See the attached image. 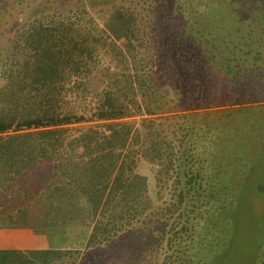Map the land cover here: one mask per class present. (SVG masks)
<instances>
[{"label":"trees","instance_id":"16d2710c","mask_svg":"<svg viewBox=\"0 0 264 264\" xmlns=\"http://www.w3.org/2000/svg\"><path fill=\"white\" fill-rule=\"evenodd\" d=\"M50 10L53 14H46ZM40 13L19 24L8 40V58L20 59L22 76L15 106L25 113L9 120L0 117V134H60L63 127L96 120L105 122L110 136L104 139L107 147L91 160L54 165L45 187H35V181L23 184L15 191L14 216L6 204L0 213L16 225L46 230L55 241L66 242L73 235L76 241L86 239L85 250L95 248L101 261H91L90 250L84 264H111L103 247L127 231L141 238L136 240H141L139 252L127 256L121 251L116 264H142V258L162 251L167 264H264V0H152L146 14L137 6L112 2L98 11L99 21L80 8L64 13L43 5L34 14ZM160 50L171 66L182 65L180 70L174 65L175 73L185 83L181 87L190 107L178 110L189 111L180 114L188 126L182 129L179 152L151 139L143 151L149 149L145 158L173 179L174 200L167 211L175 224L167 230L147 216L145 228L128 230L146 211L149 180L138 172L140 150L132 143L140 139L138 129L133 132L136 122L125 120L167 107L157 79L142 75L155 65ZM205 61L228 79L229 91L243 93L237 102L215 103L211 85L203 82ZM100 77L104 88L92 117L65 110L68 94L86 90ZM5 94L11 101L19 95ZM198 126L202 130L195 137ZM23 170L15 169V174L27 179ZM245 193L262 199L260 211ZM43 200L40 229L29 222V211ZM64 254L68 252L61 249L0 251V264H53Z\"/></svg>","mask_w":264,"mask_h":264},{"label":"rangeland","instance_id":"374dc122","mask_svg":"<svg viewBox=\"0 0 264 264\" xmlns=\"http://www.w3.org/2000/svg\"><path fill=\"white\" fill-rule=\"evenodd\" d=\"M139 1L141 3H139ZM144 1L146 0H0V117L10 119L13 115H15V117L17 116V118L24 116L23 113H25V109L20 106H15L16 103L19 104L18 99L21 90L18 88V84L22 80V76L20 75L17 63L20 59H18L17 56L12 57V60L8 58V51L11 45L8 40H12L14 38L17 26L23 23V21L29 22L34 20L36 17L43 15L41 13L38 15L34 14L41 8V6L45 5L46 9L52 8L57 11L61 10L64 13L66 11H70L71 9H87L89 13L99 21L100 17L98 16V11L106 8L108 5L110 6V3L112 2L137 6L139 10H143L145 14L149 13L151 10L152 0H148L147 3ZM92 5L95 7L92 8ZM46 14L51 15L53 14V11H47ZM153 16L157 19H161V17H158L159 14L157 13H153ZM8 43L9 45L7 46ZM154 44L157 46L159 45V43L157 44V40L154 41ZM160 51H158V55L154 62L155 65H152V68L151 66L146 68L145 73H142V75H144L147 79H150L151 77L157 79L161 88H163V92L166 94L165 101L167 102V107L162 112H157L152 115L140 113V115L125 120L132 123L136 122L134 124L133 132L138 129L137 132L140 135V139L134 140L132 143L135 150H140V153L138 154V172L146 175L149 180L148 195L145 198L147 201L146 211L139 217L140 219L132 222L133 226L130 225L131 227H129L128 230H130V228H145L146 225H143V223L147 216H151L155 221L157 219L160 220L162 226H166L167 230H170V228L175 224V216L172 217L167 211V208H170V205L174 200L172 197L173 179L166 177L156 165H151L147 158H145L144 152L150 154L151 151L149 149L143 151L144 143L149 145V141L151 139L154 142H160V145L169 152H179V140L183 136L182 133L186 132V129L184 131L182 129L185 126H188L187 123H183L185 118L181 119L180 114H188L189 111L178 110V107L181 106H185L187 109L190 107V104L186 102V97L183 95L187 92V90L182 89L181 87L182 85L185 86V83L184 81L179 82L178 75L175 73L176 69L174 65L179 70L182 65H177V62H173L174 65L172 64L173 66H171V63L168 60V54L164 51ZM199 54L200 50L197 52L198 56ZM113 64L112 66L115 65ZM204 70L206 73L203 74V82L208 81L211 85L209 86L210 96H216V104L226 105L231 104V102L235 103L237 102V96L243 95V93L236 94L235 92L229 91L232 89V85L227 82L228 79H224L218 70L210 68V64L206 61ZM181 72L183 74H189L190 71L181 70ZM103 79L104 77L96 78L95 80L93 79L86 90L78 89L72 95L68 94L67 101L64 100V102H66L64 106L67 107H64L65 110L68 111L69 108H72L73 110H77L80 115H85L88 118L92 117L96 104L99 101L100 92L104 88L102 83ZM200 85H203V83H200ZM12 92L19 94L17 95V101H11V98L5 94H11ZM64 96H66V94H64ZM240 98L241 97H239L238 101ZM12 102L14 103L12 104ZM143 118L146 120L148 119V121L142 123L141 121ZM59 130L62 131V138L66 140L56 149V145L49 147L51 148V153H58V150H61L63 152L62 156H68V160L65 164L72 162L81 163L91 160V156L97 154L98 149L107 147L108 143H106L105 140L108 136H110V132L107 130L105 122L96 120L89 123L66 126ZM197 130L198 131L195 137L199 136V132L202 129L198 126ZM9 134L11 133L9 132L8 135ZM194 140L195 139H192L190 141L189 146L192 145ZM196 140L202 142L201 138H197ZM42 146L48 148V146L44 144ZM38 151L42 154L43 148H38ZM52 168L53 166L49 170L47 169V166L44 169L41 168L40 172L35 171V176H31L34 172L31 168H26L25 172H30V176L27 177L29 180H27L23 174H15V168L0 169V201L2 205H10L6 208L11 209L13 207L11 204L15 201V191L19 190L23 184H29L35 181V183H33L35 187H45L46 180L48 178L49 181L47 180V182H51L52 180ZM10 169H12L11 172ZM205 170H207V168ZM202 172L204 173L206 171ZM39 176H41L42 179H40ZM58 176L59 178L62 176L61 171H59ZM68 178H64L65 180L63 179L65 184L69 181ZM246 193L245 196L247 199L252 202L251 204L254 208L257 207L256 209L260 211L259 208L262 204V199H259L253 194L247 195ZM63 198L65 202L64 207H66V195ZM44 211L45 201L43 200L36 203L29 213V222L34 225L37 223L36 225L39 227L38 224L44 223ZM39 228L43 229L42 226ZM70 234H80V231L70 232ZM73 236L69 237V241L59 242L61 243V250L67 251L68 254H64L61 259H57V261L53 264H84L83 259L86 252H89L90 250L94 253L93 257L90 254L91 261L97 263L101 261V259H96L100 252H98L95 248H90L88 251L85 250L87 243L86 239L85 241H81V238H79V240L76 241L72 239ZM137 239L141 238L138 237L135 239L132 231L125 232L120 238L115 241H111L109 245L107 243L104 245L103 248H107L105 256L111 260V264H116L119 262L117 256L121 251H123L127 256L138 254L139 249H137V244L141 240L136 241ZM142 259L144 260L142 264H167L165 261L167 260V255H165L164 251L160 253H153L151 256ZM170 259L171 258L169 256V261Z\"/></svg>","mask_w":264,"mask_h":264},{"label":"crops","instance_id":"0c3cea01","mask_svg":"<svg viewBox=\"0 0 264 264\" xmlns=\"http://www.w3.org/2000/svg\"><path fill=\"white\" fill-rule=\"evenodd\" d=\"M14 116L9 118L13 119ZM10 133L9 135L8 133L0 134V169L26 170V168H31L40 172L41 168L44 169L47 166L49 170L52 166L66 163L68 160V156H62L63 152L61 150H58V153L54 152L56 154L50 152L51 148L49 146L56 145V149L66 140L62 138L61 133L52 134L33 130ZM43 144L48 146L49 151L47 147L42 146ZM38 148H43L42 154L38 151ZM0 204H2L1 201ZM3 208V205H1L0 211H3ZM7 211H11L13 216L17 212L14 207L7 209ZM59 242L60 240H53L49 232L45 230H37L31 225H16L15 220L10 222L4 214L0 213V251L27 253L29 251L57 250L61 249V243Z\"/></svg>","mask_w":264,"mask_h":264}]
</instances>
